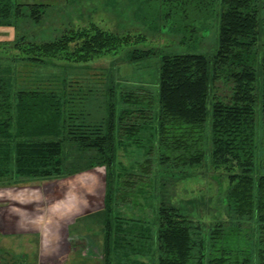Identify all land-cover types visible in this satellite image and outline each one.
I'll list each match as a JSON object with an SVG mask.
<instances>
[{
  "label": "trees",
  "instance_id": "trees-1",
  "mask_svg": "<svg viewBox=\"0 0 264 264\" xmlns=\"http://www.w3.org/2000/svg\"><path fill=\"white\" fill-rule=\"evenodd\" d=\"M218 1L214 53L160 54L155 90L109 86L98 119L83 107L87 97L77 98L80 110H75L67 79L57 87L56 80L49 87H17L16 65H0V188L103 167L101 264H144L129 256L146 253L156 254L157 264H264L263 2ZM45 6L0 0V25L21 17L38 22ZM139 39L91 23L66 29L53 40L21 36L12 46L25 55L20 61L45 65L53 59L87 62ZM153 54V48H134L129 60ZM145 131L151 133L143 139ZM127 143L142 155L131 168H118V151ZM209 159L227 179L223 200L229 218L204 230L170 199L158 196L150 206L152 224H146L140 198L153 189L160 168L188 171ZM124 209L132 215L128 219L121 216Z\"/></svg>",
  "mask_w": 264,
  "mask_h": 264
},
{
  "label": "rangeland",
  "instance_id": "rangeland-1",
  "mask_svg": "<svg viewBox=\"0 0 264 264\" xmlns=\"http://www.w3.org/2000/svg\"><path fill=\"white\" fill-rule=\"evenodd\" d=\"M16 1L24 4L41 3L47 6L44 7L43 16L38 22L21 17L10 26L0 25V65H16L13 76L17 87L30 88L40 85L49 87L55 80L57 83L53 86L57 87L59 80L67 79L71 84L67 88L68 95L76 100L75 110H80L77 98L82 97L83 101L87 97L88 100L83 107L93 119L104 115L107 99L105 92L109 86H115L118 90V85L122 87L144 85L154 91L160 54L211 55L217 48L216 35L220 11L218 0ZM262 2L261 17H264V0ZM91 23L120 36L140 35L142 39L132 40L129 45L123 46L115 53L104 54L87 62L53 59L47 60L45 65L20 61V58L25 59V55L12 46L21 36L34 42L53 40L66 29L88 26ZM134 48L138 50L153 48L156 54L143 60H129L130 51ZM255 68L258 73V65H255ZM257 76L260 80L259 73ZM88 89L91 90L89 95ZM150 133L151 131L143 132L142 138L146 139ZM141 155L142 149L133 143H127L118 151V168H131ZM159 167L156 165V170ZM186 171L160 168L154 177L153 189L149 190L145 198H140L147 215L146 224H152L149 217L150 206L156 205L158 196L164 201L170 199L195 222L200 223L204 230L217 220L229 218L223 200L228 186L227 179L223 176L224 172L213 168L210 159ZM185 172L187 174H184ZM104 180V168L93 166L72 176L35 180L25 185L14 186L21 187L20 190H16V199L20 202L26 199L23 195L21 197L17 195L23 194L24 191L28 193L26 195L28 199L31 194L40 196L35 213L36 218L42 221V231L47 238L43 240L40 263L38 255L35 256L36 252L35 255L31 252L33 246L26 244L24 239L19 246L18 244L13 246L11 238L15 235L0 236V264H101V261H97L100 259L102 243L98 232L101 222L98 218L102 215L100 210L104 200ZM159 185H163V188ZM18 191L21 194H18ZM0 198L2 199L1 196ZM9 204L4 202V205L10 208L12 206L20 208L17 202ZM20 206L22 209L32 208V205L22 203ZM55 213L57 214L54 216ZM79 214L82 215L75 218ZM121 216L128 219L132 215L129 210L124 209ZM49 218L52 222H49ZM87 227H92L94 231L86 232ZM247 227L252 229L253 223L247 224ZM54 235L56 239H52ZM155 255L130 254L129 260L157 264Z\"/></svg>",
  "mask_w": 264,
  "mask_h": 264
},
{
  "label": "crops",
  "instance_id": "crops-1",
  "mask_svg": "<svg viewBox=\"0 0 264 264\" xmlns=\"http://www.w3.org/2000/svg\"><path fill=\"white\" fill-rule=\"evenodd\" d=\"M21 187H5L0 188V236H8V235H15L14 238H11L13 241V246H18L21 244V240L24 239L26 244H29L30 246H33V249L31 250L32 254L37 257L38 260L40 257V251H42V246L44 245V239L47 238L46 234L42 231V224L41 219L36 218V203H38V198H40L37 194H31L26 196L28 193L25 191L23 194L19 192L17 196H24L26 200L19 201L16 199V190H20ZM18 198V197H17ZM4 202L14 203L17 202L20 208L13 207L10 208L8 205H4ZM20 203L22 205H32V208H23L20 206ZM31 203V204H30ZM9 204V205H10ZM17 208V209H16ZM20 209V210H18ZM17 210V211H16ZM57 213L54 214V216ZM74 214V211H72V215ZM35 215V216H34ZM82 215V214H81ZM80 214L77 215L75 218L81 216ZM50 216L52 214L50 213ZM54 218V217H53ZM56 221V220H55ZM49 222H52L51 218H49ZM56 225V224H55ZM55 238L52 236V239ZM56 239V238H55ZM44 240V241H43ZM56 241V240H55ZM37 247H38V253H37ZM34 252H36L34 254ZM37 260V259H36Z\"/></svg>",
  "mask_w": 264,
  "mask_h": 264
},
{
  "label": "flooded vegetation",
  "instance_id": "flooded-vegetation-1",
  "mask_svg": "<svg viewBox=\"0 0 264 264\" xmlns=\"http://www.w3.org/2000/svg\"><path fill=\"white\" fill-rule=\"evenodd\" d=\"M39 262L41 263V261L39 260Z\"/></svg>",
  "mask_w": 264,
  "mask_h": 264
}]
</instances>
